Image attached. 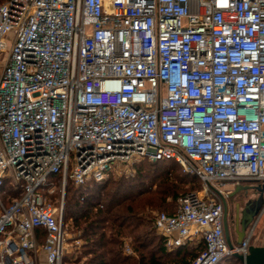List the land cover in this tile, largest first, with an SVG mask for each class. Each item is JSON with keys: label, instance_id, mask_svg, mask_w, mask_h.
I'll use <instances>...</instances> for the list:
<instances>
[{"label": "built area", "instance_id": "obj_1", "mask_svg": "<svg viewBox=\"0 0 264 264\" xmlns=\"http://www.w3.org/2000/svg\"><path fill=\"white\" fill-rule=\"evenodd\" d=\"M145 159L202 185L156 214L167 249L247 253L255 225L230 247L223 202L227 184L264 185V0L0 3V264H76L67 181Z\"/></svg>", "mask_w": 264, "mask_h": 264}, {"label": "trees", "instance_id": "obj_2", "mask_svg": "<svg viewBox=\"0 0 264 264\" xmlns=\"http://www.w3.org/2000/svg\"><path fill=\"white\" fill-rule=\"evenodd\" d=\"M170 163L179 165L174 161L145 159L133 163L129 175L116 178L111 175L103 181H87L79 186L67 181L64 224L83 240L88 257L82 264H190L202 249V243L189 242L167 249L154 228V219L147 213L148 209L157 208L174 213L178 191L192 183L187 176L199 182L194 174L158 170L161 164ZM51 179L55 181L57 177ZM168 198L176 200L174 207L168 208ZM150 223L153 228L147 229ZM124 237L130 238L135 257L123 253Z\"/></svg>", "mask_w": 264, "mask_h": 264}, {"label": "rangeland", "instance_id": "obj_3", "mask_svg": "<svg viewBox=\"0 0 264 264\" xmlns=\"http://www.w3.org/2000/svg\"><path fill=\"white\" fill-rule=\"evenodd\" d=\"M138 162H140V161H138ZM138 162H135V163H138ZM161 167L162 168H159L158 170H161V169H172L176 173H179V174H183L185 172L181 165H173V164L170 163V164H161ZM147 169L149 171H151V172L156 171V170H154V169H152L150 167H147ZM130 172H131L130 170L126 171V172L120 171V172L114 173L113 177L116 178V177H119V176H122V175H129ZM186 179L189 182L192 181V183L191 182L189 184L187 183V185L185 186V188L183 190L178 191L177 197H180L181 195H183V194H185V193H187L189 191L198 192V191H200L202 189L201 183L198 182L197 180H193L189 176H187ZM57 182H58L57 180L54 181L53 193H51L49 195L50 196V200L52 201V203L54 205H58L59 204V200H60V188H59ZM250 183H252V182H248V181L247 182H243L244 185L245 184L247 185V184H250ZM190 184H191V186H190ZM193 184H195V185H193ZM225 188L230 189V191L233 189L230 184H227L225 186ZM241 193L242 192H238L235 195L230 196L232 198L231 200L233 201L234 200L233 198H235L236 196H239V194H241ZM168 201H169L168 208H169L170 205H171V208L174 207V205L176 203V200L172 199V198H168ZM63 208H64V197H63ZM160 211H165V210L163 208H157V209H153V210L152 209H148L147 213H148V215H150V217L152 219H154L156 214L158 212H160ZM254 225L255 226H254V230H253V238H252L251 241L254 243V245H263L264 244V209H263V211H262V213L260 215V218L258 219L256 224H254ZM150 227L153 228L152 223H150L149 226H146L147 229L150 228ZM67 228H68V232L70 233V236H72V238L73 237L81 238V237H79L78 233L71 232L70 231L71 229H70L69 226ZM233 228H234V226H233ZM233 228L230 227V236H231V239L235 241L236 236H235V232H234ZM149 235H151V234H149ZM69 241H72V240H69ZM129 241H130V238H128V237H124L123 238V245H122L123 253L126 254V255H132V256L135 257V252L132 249L131 243ZM82 243H83V240L81 238L80 241H79V244H77L76 246L70 247L71 250L69 251V254H70L69 256H70V258H72L74 260V262L76 264H82L85 261V259L88 257V254L86 252L84 253V249H83ZM148 249H150V248H148ZM221 264H242V263L239 260H237L233 255H231V256H228V257L224 258L221 261Z\"/></svg>", "mask_w": 264, "mask_h": 264}, {"label": "water", "instance_id": "obj_4", "mask_svg": "<svg viewBox=\"0 0 264 264\" xmlns=\"http://www.w3.org/2000/svg\"><path fill=\"white\" fill-rule=\"evenodd\" d=\"M254 191L262 195L264 191V185H258L254 183L250 184H238L233 187V189L229 192V196H233L238 192ZM264 209V205H262V201H257L253 205L250 203H246V205L240 209L237 207V217L236 224L234 225L235 232V243L240 244L242 242L243 237L246 234V231L254 225V222L260 216ZM252 224V225H251ZM224 226V234L227 240V243L230 247H232V241L230 236V228L226 221V218L223 220ZM233 256L239 260L242 264H264V244L263 245H254L250 244L248 246V251L245 255L233 253Z\"/></svg>", "mask_w": 264, "mask_h": 264}, {"label": "flooded vegetation", "instance_id": "obj_5", "mask_svg": "<svg viewBox=\"0 0 264 264\" xmlns=\"http://www.w3.org/2000/svg\"><path fill=\"white\" fill-rule=\"evenodd\" d=\"M231 199L232 198L228 196V198L223 202V220L224 218H226L229 228H233V226L236 224L237 207L240 211V209L243 208L246 203H250L251 205H253L257 201H262V205H264V191L262 195H259V193H256L254 191H248L247 193L242 192L241 194H239V196L233 198V201ZM259 218L260 216L254 222V224H256Z\"/></svg>", "mask_w": 264, "mask_h": 264}, {"label": "crops", "instance_id": "obj_6", "mask_svg": "<svg viewBox=\"0 0 264 264\" xmlns=\"http://www.w3.org/2000/svg\"><path fill=\"white\" fill-rule=\"evenodd\" d=\"M252 244H254V243L252 242Z\"/></svg>", "mask_w": 264, "mask_h": 264}]
</instances>
